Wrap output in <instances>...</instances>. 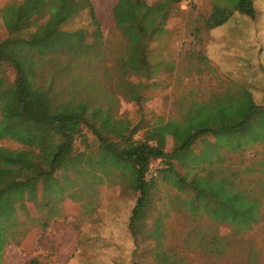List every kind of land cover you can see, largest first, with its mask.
Listing matches in <instances>:
<instances>
[{
	"label": "trees",
	"instance_id": "obj_1",
	"mask_svg": "<svg viewBox=\"0 0 264 264\" xmlns=\"http://www.w3.org/2000/svg\"><path fill=\"white\" fill-rule=\"evenodd\" d=\"M164 7L162 2L148 5L143 0H116L111 8L114 27L128 42L119 76L126 91L121 94L136 103L140 98L139 85H134L129 77H149L145 73L150 68L146 44L153 34L161 31L160 22L169 17L170 10ZM85 10L95 26V36L100 38L99 23L90 0H24L22 4L5 6L0 12V68L5 65L14 71L13 79L7 81L0 70V139H11L24 146L20 150L0 146V239L16 223L18 202H30L42 209L43 226L55 222L58 211L51 200L53 195L65 192V182L60 186L57 174L72 168L81 172L83 154L75 152L74 145L80 138L85 142V137L81 136L84 126L100 143L106 153L102 156L120 166V187L130 188L134 196L136 193L127 230L137 252L142 238H136L134 232H144L149 207L145 205L146 197L150 196V189L156 190L154 183L145 182V175L150 162L165 157V138H174L173 151L181 153L220 130H244L252 120V110L259 108L247 90H242L239 97L225 94L205 102L190 101L183 118L159 122L145 132L142 140H134V130L124 121L117 122L110 112L101 113L99 108L88 110L87 102L74 99L69 92L70 84L63 85L62 80H69L71 76V63L88 55L93 48L86 41L83 28L65 29L71 18ZM234 12L252 17L251 0H235L232 9L212 0L211 10L201 24L195 21L193 38L197 39L201 31L222 26ZM41 19L43 22L39 24ZM45 64H49V68L45 69ZM55 80H61V88L57 89ZM63 96L66 97L62 99ZM243 96L249 97L248 109L243 105ZM108 135L116 137L117 141L109 142ZM202 153L207 154L208 160L205 168L200 169L201 175L177 174L170 161L161 171L160 179H168L176 192L170 204L178 207L176 212L182 210L180 214L186 223L203 221L213 234L227 225L232 237L247 233L246 243L252 245V240H257L252 239L255 226L264 221L263 190L249 189L239 180L237 171L221 168L218 150L205 147ZM259 173L257 175H264V172ZM75 177L81 180L85 176L77 174ZM83 196V191L77 190L66 198L83 201ZM251 230L253 232L248 233ZM151 233L150 238L156 244L151 256H157L159 264H165L161 224H154ZM260 243L264 245V241ZM30 259L27 264H42L37 256ZM172 264L177 263L172 261Z\"/></svg>",
	"mask_w": 264,
	"mask_h": 264
},
{
	"label": "rangeland",
	"instance_id": "obj_2",
	"mask_svg": "<svg viewBox=\"0 0 264 264\" xmlns=\"http://www.w3.org/2000/svg\"><path fill=\"white\" fill-rule=\"evenodd\" d=\"M115 1L90 0L99 23L100 38L95 36V26L91 23L86 10L65 24L67 30L83 28L86 32V41L93 45L88 55L71 63L69 80H62L63 85L70 84L72 87L71 91L68 90L74 99L87 102L88 110L99 108L101 113L110 112L114 120L119 123L120 120L124 121L130 130H134V140H142L145 132L157 123L183 118L190 101L205 102L225 94L239 97L242 90H247L259 108L252 110V120L244 130L238 132L220 130L181 153L173 151L175 140L167 136L163 142L165 157L150 162L159 163L156 164L153 176L145 175V182L154 183L156 190L150 189L151 194L146 197L145 205L149 207L142 229L144 232L139 234L134 232L136 238H142L139 241L142 253L137 256H151L155 251L156 244L150 237L153 236L151 232L154 224L159 226L160 223L163 233L161 241H167L165 248L170 249L173 256L196 257V260L192 259L189 264H235L234 256L241 254L244 256L247 233L236 238L232 237L231 229L227 225L221 226L219 231L213 234L203 221L196 224L189 220L186 223L180 212L175 211L178 207L170 204L172 194L176 193L173 186L168 179L160 178L161 171L167 167L168 161L173 163L177 174L190 172L201 175L200 169L205 168L207 159V154L202 151L205 147H212L220 152L221 168L229 167V170L237 171L240 174L239 180L245 183L244 186L252 190H263L264 194V175H257L264 172V57L261 56L262 65L255 69L252 66L255 61L233 63L231 58H234L235 53L227 46L210 49L211 31H201L197 39L193 38L192 29L195 21L198 20L201 24L211 10L212 0H196L186 7H182L176 0H143L148 5L162 2L165 4L164 8L170 10V14L166 20L160 22L161 31L153 34L146 44V60L150 68L146 69L145 73L149 77H129L134 85H139L137 92L140 98L136 103L121 94L122 91H126V85L120 83L119 76L121 62L128 51V42L114 27L111 8ZM216 1L230 9L235 4V0ZM23 2L24 0H0V12L5 6ZM251 3L254 15L252 17L244 15L248 18L247 23L239 17L243 14L234 12L229 24L238 25L240 28L248 26L250 29L264 30V0H251ZM42 22L43 19L39 20V24ZM228 27L227 24L219 29L222 32ZM247 56L255 59L250 54ZM233 64H237L238 68H231L230 65ZM47 68L49 64H45V69ZM0 70L7 81L13 79L14 71L11 67L2 65ZM60 81H54L57 89L62 87ZM242 99L246 107L249 97L243 96ZM95 125L99 126V123L95 122ZM81 136L85 137V142L83 143L80 138L74 145L75 152L83 154V161L79 166L81 172L78 173L77 169L72 168L70 171L62 170L57 174L59 185L63 186L65 182V192L53 195L52 202L50 201L58 211L55 222L43 226L42 209L36 208V205L30 202L24 201L22 204L18 202L15 205L16 223L10 226L0 239V264H27L30 258L37 256L38 240H42L46 233L53 238L55 232L67 245L70 242L69 227L72 221L66 196L70 192L82 190L83 198L89 201L92 198V190L98 185H104L107 188L105 190H111L112 185L120 183L117 177L120 174V166L102 156L105 152L88 128L81 127ZM108 136L109 142L117 141L116 137ZM0 146L11 150L24 149L23 145L11 139H0ZM77 174L85 177L81 180L76 179ZM174 181L177 184L179 182L176 178ZM174 186L177 189L175 184ZM134 198L136 193L131 198L127 196L126 208L135 204ZM261 201L264 213V198H261ZM252 238H257L259 242L264 241V221L255 228ZM181 239L188 246L189 253H185L179 244ZM197 250L205 254H200ZM213 254L215 256L220 254L222 257L214 259L211 257ZM197 256L203 258L197 260ZM144 262L147 263L146 260ZM175 262L178 264V261Z\"/></svg>",
	"mask_w": 264,
	"mask_h": 264
},
{
	"label": "crops",
	"instance_id": "obj_3",
	"mask_svg": "<svg viewBox=\"0 0 264 264\" xmlns=\"http://www.w3.org/2000/svg\"><path fill=\"white\" fill-rule=\"evenodd\" d=\"M239 17L245 23L248 22V18L244 15ZM227 24L229 25L228 29L221 32L219 28ZM209 46L210 49L212 47L221 49V47L227 46L235 53L234 58H231L233 63H253L255 61L252 66L258 69L263 62L261 56L264 57V30L250 29L248 26L240 28L238 25H230L228 20L222 26L211 30ZM248 54L255 59L248 57ZM237 64L230 65V67L238 68ZM117 177L120 181L121 175L119 174ZM105 189L107 188L104 185H98L92 190V198L89 201L87 199L83 201L68 199L67 207L72 221L69 227L70 242L65 245L63 239H59L55 232H53V238L49 233L44 234L43 239L38 242L37 253L42 264L160 263L157 256H137L139 253L141 255V249H137V252L134 251V242L127 230L134 204L128 208L125 206L127 196L130 198L133 191L124 186L120 187L119 182L116 186L112 185L111 190ZM180 211L182 212V210ZM73 218H75L74 222ZM83 218L84 220H82ZM253 230L248 233H252ZM163 243L165 246L168 244L167 241ZM179 244L185 253H189V248L182 239ZM251 244L250 246L249 243L246 244L243 251L244 256L239 253V256H234L236 257L235 264H264V245L256 239L252 240ZM197 251L200 254L204 253L201 250ZM200 257L203 258V256H197V260H200ZM211 257L219 259L222 256L213 254ZM164 258H166L165 264H172V261H178V264H189L192 259L196 260L194 256H173L170 249H166ZM145 260L147 263L144 262Z\"/></svg>",
	"mask_w": 264,
	"mask_h": 264
},
{
	"label": "built area",
	"instance_id": "obj_4",
	"mask_svg": "<svg viewBox=\"0 0 264 264\" xmlns=\"http://www.w3.org/2000/svg\"><path fill=\"white\" fill-rule=\"evenodd\" d=\"M196 0H177V2L182 6V7H186L189 4L195 2ZM159 162H156V164H158ZM156 164L155 163H150L148 166V170H147V175L146 177H151L154 175L155 170H156Z\"/></svg>",
	"mask_w": 264,
	"mask_h": 264
}]
</instances>
